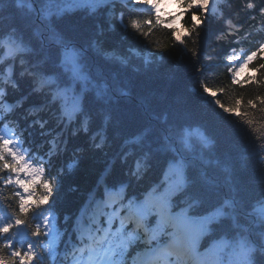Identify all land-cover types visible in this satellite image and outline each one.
<instances>
[{
  "label": "trees",
  "instance_id": "trees-1",
  "mask_svg": "<svg viewBox=\"0 0 264 264\" xmlns=\"http://www.w3.org/2000/svg\"><path fill=\"white\" fill-rule=\"evenodd\" d=\"M87 1L0 0V52L19 43L0 65L1 126L57 180L26 206L19 170L0 149V264L52 263L36 209L48 206L80 247L83 209L99 236L104 211L126 213L149 193L175 222L209 220L199 247L222 258L206 264H264V56L240 81L226 64L264 34V0L195 7L182 33L134 2ZM71 52L77 71L65 68ZM158 217L143 221L147 240L133 245L130 264L168 239Z\"/></svg>",
  "mask_w": 264,
  "mask_h": 264
},
{
  "label": "rangeland",
  "instance_id": "rangeland-1",
  "mask_svg": "<svg viewBox=\"0 0 264 264\" xmlns=\"http://www.w3.org/2000/svg\"><path fill=\"white\" fill-rule=\"evenodd\" d=\"M107 0H100L98 1L99 4L104 3ZM134 3H139L141 6H147L148 8H151L154 12V14L160 15L166 19H169L170 26L174 29L179 30L181 33L184 32L182 28V21L185 19L186 16L190 14V11L195 7H200L203 10H206L208 13H214L216 11V3L214 0H128ZM7 44V43H6ZM9 47H8V46ZM6 46L8 48L7 55L12 52L15 48V46L12 45V43H8ZM264 53V45L263 49L261 50ZM6 53H3L0 55V62L7 56ZM9 56V55H8ZM240 55H236L235 57H227V62L229 63V72L231 73L232 77H234L235 81L238 80H244L247 78H251L254 73L249 70L248 65L251 64L254 59L253 57H248L245 59H239ZM76 54L74 52H71L68 59L65 62V68L71 69L74 71H77V60H76ZM237 62L239 64H237ZM197 137L202 139L201 133L199 134L198 131H195ZM5 141L6 139L3 138ZM207 144H209L207 142ZM8 148V147H7ZM17 157L19 158V155L17 153ZM27 169V168H26ZM33 171V170H30ZM162 195H158L156 193H149L147 195V199L152 201L153 204L156 205L154 213L157 212L159 215V220L162 223V225H166L165 228H169V231L166 234V237L168 238L163 244V248H160L156 250L155 252L148 251L146 253H143L142 258L139 259V264H149V262L156 258H167L169 259H177L178 264H189L188 255H191V257H196L198 245L200 241V234L195 233L192 231L191 238H187L185 242L182 237V229L186 226H190L194 228V221L193 220H186V219H180L177 222L171 221L172 215L163 208L162 204ZM147 203V200H145ZM109 202H102L98 205L99 208H102L104 205L108 204ZM141 206L143 209H146L145 202L142 205H136L133 209H130L131 211L126 215L128 219L133 218L134 221L137 220V223L141 222L146 215L138 214V210H140ZM147 211V209L145 210ZM146 213V212H145ZM6 214L0 210V223L4 224L7 222V217H5ZM118 216V217H117ZM116 217L120 218L119 220H122V215L118 214ZM140 220V221H139ZM113 221V219L110 220V222ZM139 221V222H138ZM90 228H83L81 230L83 236L88 235V230ZM177 241V242H176ZM183 242L182 246L187 245V250H181L179 246L180 243ZM167 244H173V248L176 249V253H172L169 250H167ZM166 245V246H165ZM244 254H248L249 249L243 250ZM176 261V260H175Z\"/></svg>",
  "mask_w": 264,
  "mask_h": 264
},
{
  "label": "bare ground",
  "instance_id": "bare-ground-1",
  "mask_svg": "<svg viewBox=\"0 0 264 264\" xmlns=\"http://www.w3.org/2000/svg\"><path fill=\"white\" fill-rule=\"evenodd\" d=\"M145 200H147V203H146V201ZM145 200L142 202V203H140L139 205H142L144 202H145V205H146V209L147 208H151L152 207V201H150V200H148L147 198H145ZM145 209V210H146ZM145 210L143 209V207L141 206V208H140V210H138V214H142V215H144L145 214ZM191 234H192V230H191V228H190V226H186L185 228H183L182 229V234H181V237H182V239L185 241V242H187V244L189 243L188 241H186L187 240V238H191L192 236H191ZM177 242V241H176ZM179 245H183V242L182 243H180ZM166 246V245H165ZM167 246H169V247H167V250H171V249H173V244H167ZM183 247V250H187L188 249V246L187 245H185V246H182ZM162 248H163V246H162ZM189 257H190V255H188ZM176 260V262H178L177 261V259H175ZM190 262H189V264H197V257L196 258H194L193 260H189Z\"/></svg>",
  "mask_w": 264,
  "mask_h": 264
},
{
  "label": "snow or ice",
  "instance_id": "snow-or-ice-1",
  "mask_svg": "<svg viewBox=\"0 0 264 264\" xmlns=\"http://www.w3.org/2000/svg\"><path fill=\"white\" fill-rule=\"evenodd\" d=\"M4 231H8V229H5Z\"/></svg>",
  "mask_w": 264,
  "mask_h": 264
}]
</instances>
